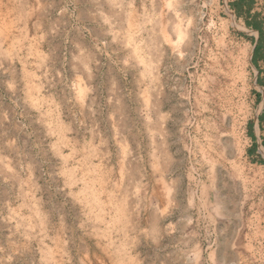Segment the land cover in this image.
I'll return each mask as SVG.
<instances>
[{
	"label": "rangeland",
	"instance_id": "rangeland-1",
	"mask_svg": "<svg viewBox=\"0 0 264 264\" xmlns=\"http://www.w3.org/2000/svg\"><path fill=\"white\" fill-rule=\"evenodd\" d=\"M0 264H264V0H0Z\"/></svg>",
	"mask_w": 264,
	"mask_h": 264
},
{
	"label": "bare ground",
	"instance_id": "bare-ground-1",
	"mask_svg": "<svg viewBox=\"0 0 264 264\" xmlns=\"http://www.w3.org/2000/svg\"><path fill=\"white\" fill-rule=\"evenodd\" d=\"M176 33H177L179 36H183V31H182L179 27H176Z\"/></svg>",
	"mask_w": 264,
	"mask_h": 264
},
{
	"label": "crops",
	"instance_id": "crops-1",
	"mask_svg": "<svg viewBox=\"0 0 264 264\" xmlns=\"http://www.w3.org/2000/svg\"><path fill=\"white\" fill-rule=\"evenodd\" d=\"M258 126V125H257Z\"/></svg>",
	"mask_w": 264,
	"mask_h": 264
}]
</instances>
